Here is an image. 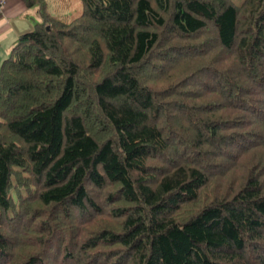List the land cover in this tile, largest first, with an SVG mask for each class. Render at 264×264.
<instances>
[{"label":"trees","instance_id":"16d2710c","mask_svg":"<svg viewBox=\"0 0 264 264\" xmlns=\"http://www.w3.org/2000/svg\"><path fill=\"white\" fill-rule=\"evenodd\" d=\"M22 1L0 264H264V0Z\"/></svg>","mask_w":264,"mask_h":264},{"label":"crops","instance_id":"0c3cea01","mask_svg":"<svg viewBox=\"0 0 264 264\" xmlns=\"http://www.w3.org/2000/svg\"><path fill=\"white\" fill-rule=\"evenodd\" d=\"M0 63L6 57L15 38L30 31L33 10L26 8L22 0H0Z\"/></svg>","mask_w":264,"mask_h":264},{"label":"rangeland","instance_id":"374dc122","mask_svg":"<svg viewBox=\"0 0 264 264\" xmlns=\"http://www.w3.org/2000/svg\"><path fill=\"white\" fill-rule=\"evenodd\" d=\"M236 4H239L241 2V0H233ZM74 5V8H78L79 7V4L77 5V3L73 4ZM32 29V28H31Z\"/></svg>","mask_w":264,"mask_h":264},{"label":"built area","instance_id":"2783aa9c","mask_svg":"<svg viewBox=\"0 0 264 264\" xmlns=\"http://www.w3.org/2000/svg\"><path fill=\"white\" fill-rule=\"evenodd\" d=\"M1 4H2V3H1V1H0V7H1Z\"/></svg>","mask_w":264,"mask_h":264}]
</instances>
